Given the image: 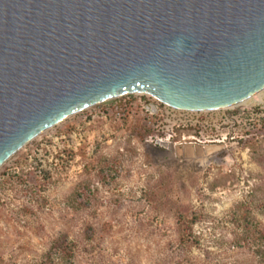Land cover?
<instances>
[{
  "label": "rangeland",
  "instance_id": "obj_1",
  "mask_svg": "<svg viewBox=\"0 0 264 264\" xmlns=\"http://www.w3.org/2000/svg\"><path fill=\"white\" fill-rule=\"evenodd\" d=\"M0 264H264V90L206 112L130 94L45 130L0 168Z\"/></svg>",
  "mask_w": 264,
  "mask_h": 264
},
{
  "label": "water",
  "instance_id": "obj_2",
  "mask_svg": "<svg viewBox=\"0 0 264 264\" xmlns=\"http://www.w3.org/2000/svg\"><path fill=\"white\" fill-rule=\"evenodd\" d=\"M263 90L264 0H0V168L125 95L206 112Z\"/></svg>",
  "mask_w": 264,
  "mask_h": 264
},
{
  "label": "built area",
  "instance_id": "obj_3",
  "mask_svg": "<svg viewBox=\"0 0 264 264\" xmlns=\"http://www.w3.org/2000/svg\"><path fill=\"white\" fill-rule=\"evenodd\" d=\"M140 95V94H139ZM162 103V102H161ZM165 105V104H164ZM167 106V105H166ZM167 107H169V106H167ZM169 109H171L172 111H176V112H185V111H183V110H178V109H174V108H171V107H169ZM190 112H192V111H190Z\"/></svg>",
  "mask_w": 264,
  "mask_h": 264
},
{
  "label": "bare ground",
  "instance_id": "obj_4",
  "mask_svg": "<svg viewBox=\"0 0 264 264\" xmlns=\"http://www.w3.org/2000/svg\"><path fill=\"white\" fill-rule=\"evenodd\" d=\"M262 95V94H261ZM263 96V95H262ZM255 100V99H254ZM259 100V99H258ZM249 103V102H248ZM252 103V102H251ZM257 103V102H256ZM255 103V104H256ZM253 104V103H252ZM258 104V103H257ZM242 104H240V105H236V106H233V107H230V108H236V107H240ZM168 106V105H167ZM170 107V106H169ZM172 108V107H171ZM227 109H229V108H227ZM192 112H197V111H192Z\"/></svg>",
  "mask_w": 264,
  "mask_h": 264
}]
</instances>
